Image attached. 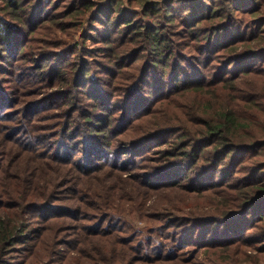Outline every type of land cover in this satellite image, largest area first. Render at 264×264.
<instances>
[{
	"label": "trees",
	"instance_id": "trees-1",
	"mask_svg": "<svg viewBox=\"0 0 264 264\" xmlns=\"http://www.w3.org/2000/svg\"><path fill=\"white\" fill-rule=\"evenodd\" d=\"M0 2V264H264V0Z\"/></svg>",
	"mask_w": 264,
	"mask_h": 264
},
{
	"label": "rangeland",
	"instance_id": "rangeland-1",
	"mask_svg": "<svg viewBox=\"0 0 264 264\" xmlns=\"http://www.w3.org/2000/svg\"><path fill=\"white\" fill-rule=\"evenodd\" d=\"M0 5H1V2H0Z\"/></svg>",
	"mask_w": 264,
	"mask_h": 264
}]
</instances>
